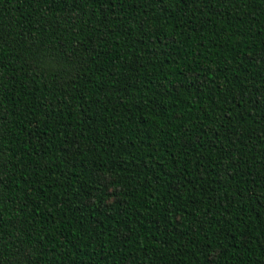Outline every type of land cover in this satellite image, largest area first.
I'll return each instance as SVG.
<instances>
[{
	"label": "trees",
	"instance_id": "trees-1",
	"mask_svg": "<svg viewBox=\"0 0 264 264\" xmlns=\"http://www.w3.org/2000/svg\"><path fill=\"white\" fill-rule=\"evenodd\" d=\"M0 264H264V0H0Z\"/></svg>",
	"mask_w": 264,
	"mask_h": 264
}]
</instances>
